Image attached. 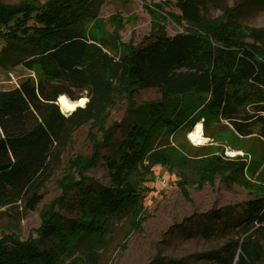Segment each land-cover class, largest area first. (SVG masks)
<instances>
[{
  "label": "trees",
  "instance_id": "1",
  "mask_svg": "<svg viewBox=\"0 0 264 264\" xmlns=\"http://www.w3.org/2000/svg\"><path fill=\"white\" fill-rule=\"evenodd\" d=\"M97 1H0V67L22 65L37 76L0 89V209L34 210L73 132L100 118L117 94L131 104L125 138L107 161L114 172L110 185L94 189L84 175L70 181L60 204L75 192L79 215L52 211L26 239L4 234L0 264H69L74 252L100 248L98 235L108 228L138 222L145 180H152L151 167L159 160L149 149L151 139L175 129L194 105L242 138L264 141V27L242 25L240 10L233 12L227 0H173L184 32L117 41L107 52L82 28L86 18L98 16ZM245 3L264 6V0ZM212 10L223 14L213 17ZM144 89H156L160 97L136 105ZM62 94L89 100L66 116L57 102ZM214 166L211 159L204 163L208 170ZM258 176L264 179V165ZM229 209L216 211L212 216L219 220L208 218L200 228L205 234L214 227L234 229L237 238L196 257L212 264H264V193L246 201L241 212Z\"/></svg>",
  "mask_w": 264,
  "mask_h": 264
},
{
  "label": "rangeland",
  "instance_id": "2",
  "mask_svg": "<svg viewBox=\"0 0 264 264\" xmlns=\"http://www.w3.org/2000/svg\"><path fill=\"white\" fill-rule=\"evenodd\" d=\"M0 1L17 4L25 0ZM227 1L233 12L240 10L237 19L242 25L264 27V6L247 4L245 0ZM96 7L98 16L86 18L82 28L91 41L107 52L117 41L141 43L153 32L173 36L185 30L173 0H98ZM222 14L219 10L210 13L213 17ZM26 77L37 79L34 70L22 65L0 67V89L15 87ZM159 97L156 89H144L134 101L140 105ZM83 98L84 103L76 109L89 100L86 94ZM59 107L66 116L76 110L69 113ZM130 110L129 100L117 94L113 105L100 118L78 127L66 145L61 163L45 183L37 207L27 212L22 207L0 209V238L4 234L28 238L52 211L66 218L77 217L75 192L60 204L70 181L84 175L91 179L88 183L94 189L97 185L109 186L114 172L107 161L125 138L122 125ZM198 123L202 124L206 139L202 143L189 137ZM151 141L149 149L159 160L151 167L148 177L152 180H145L148 189L138 222L108 228L98 235L103 239L100 248L85 254L74 252L68 257L69 264H174L171 261L181 259L184 261L180 264H212L196 255L237 238L234 229L214 227L205 234L200 227L208 218L218 221L212 216L216 211L230 208L234 213L241 212L246 201L264 193V179L258 176L264 165V141L257 136L242 138L225 121L210 118V113L199 105L192 106L175 129L156 132ZM229 150L239 154L232 157ZM210 159L214 161V171L204 168ZM146 163L150 165L149 161ZM241 164L239 171L234 169Z\"/></svg>",
  "mask_w": 264,
  "mask_h": 264
},
{
  "label": "bare ground",
  "instance_id": "3",
  "mask_svg": "<svg viewBox=\"0 0 264 264\" xmlns=\"http://www.w3.org/2000/svg\"><path fill=\"white\" fill-rule=\"evenodd\" d=\"M57 102L65 112H69L75 110L77 105L83 104L84 98L72 100L69 99L65 94H62L59 96ZM189 137L196 143H202L206 140L203 135V129L201 123H198L197 126L194 128V130L191 131Z\"/></svg>",
  "mask_w": 264,
  "mask_h": 264
},
{
  "label": "built area",
  "instance_id": "4",
  "mask_svg": "<svg viewBox=\"0 0 264 264\" xmlns=\"http://www.w3.org/2000/svg\"><path fill=\"white\" fill-rule=\"evenodd\" d=\"M231 156H236L237 154H239L237 151H234V150H229Z\"/></svg>",
  "mask_w": 264,
  "mask_h": 264
},
{
  "label": "water",
  "instance_id": "5",
  "mask_svg": "<svg viewBox=\"0 0 264 264\" xmlns=\"http://www.w3.org/2000/svg\"><path fill=\"white\" fill-rule=\"evenodd\" d=\"M72 112V111H69V113Z\"/></svg>",
  "mask_w": 264,
  "mask_h": 264
}]
</instances>
